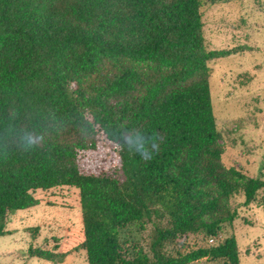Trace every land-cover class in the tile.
<instances>
[{
    "label": "trees",
    "instance_id": "16d2710c",
    "mask_svg": "<svg viewBox=\"0 0 264 264\" xmlns=\"http://www.w3.org/2000/svg\"><path fill=\"white\" fill-rule=\"evenodd\" d=\"M209 1L0 0V235L72 186L87 264H241L229 200L264 180L222 159L209 61L233 52L207 47ZM100 145L117 161L84 169Z\"/></svg>",
    "mask_w": 264,
    "mask_h": 264
},
{
    "label": "rangeland",
    "instance_id": "374dc122",
    "mask_svg": "<svg viewBox=\"0 0 264 264\" xmlns=\"http://www.w3.org/2000/svg\"><path fill=\"white\" fill-rule=\"evenodd\" d=\"M202 13L207 47L233 52L209 61L223 162L247 178L264 180V0L209 1ZM106 150L100 145L98 151H82V167L95 170L103 163L117 161L106 155ZM34 195L39 199L36 205L9 216L7 229L11 233L0 235V262L87 264L86 251L80 246L83 220L79 190L62 186L37 190ZM244 200L242 191L230 198L229 206L237 216L233 228L227 227L223 236L235 235L241 264H264V189L250 204L245 205ZM36 248L53 250L55 259L32 255L29 250ZM60 253L66 256L58 261Z\"/></svg>",
    "mask_w": 264,
    "mask_h": 264
}]
</instances>
